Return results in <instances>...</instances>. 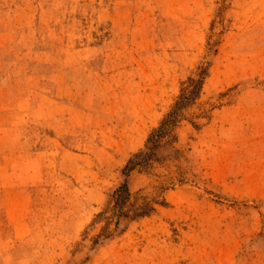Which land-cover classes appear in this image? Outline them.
I'll return each mask as SVG.
<instances>
[{
	"label": "rangeland",
	"instance_id": "obj_1",
	"mask_svg": "<svg viewBox=\"0 0 264 264\" xmlns=\"http://www.w3.org/2000/svg\"><path fill=\"white\" fill-rule=\"evenodd\" d=\"M124 181L153 211L93 245ZM0 264H264V0H0Z\"/></svg>",
	"mask_w": 264,
	"mask_h": 264
},
{
	"label": "trees",
	"instance_id": "obj_2",
	"mask_svg": "<svg viewBox=\"0 0 264 264\" xmlns=\"http://www.w3.org/2000/svg\"><path fill=\"white\" fill-rule=\"evenodd\" d=\"M213 47L214 43L210 44L208 49L211 51ZM206 78L207 69L200 67L194 75L182 82L180 93L175 102L158 126L149 132L144 145L145 151L133 155L125 164L122 171L125 177H128L136 168L148 170L155 162V151L162 147L163 141H166L165 145L175 142V131L181 121L185 119L184 112L200 98ZM111 204L109 215L106 214L107 212L99 213L93 221V224H102L100 233L92 240L93 245H97L101 238H106L112 232H118L121 221L139 220L147 217L153 211V208L145 204L138 205L132 201L125 181L113 191Z\"/></svg>",
	"mask_w": 264,
	"mask_h": 264
}]
</instances>
